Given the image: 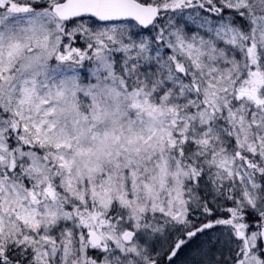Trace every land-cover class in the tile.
<instances>
[{
	"label": "snow or ice",
	"instance_id": "1",
	"mask_svg": "<svg viewBox=\"0 0 264 264\" xmlns=\"http://www.w3.org/2000/svg\"><path fill=\"white\" fill-rule=\"evenodd\" d=\"M0 264H264V0H0Z\"/></svg>",
	"mask_w": 264,
	"mask_h": 264
}]
</instances>
